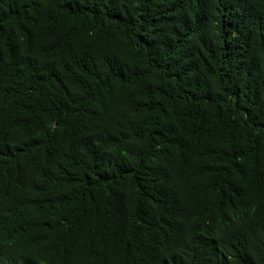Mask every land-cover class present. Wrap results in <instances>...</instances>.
<instances>
[{
	"label": "trees",
	"instance_id": "1",
	"mask_svg": "<svg viewBox=\"0 0 264 264\" xmlns=\"http://www.w3.org/2000/svg\"><path fill=\"white\" fill-rule=\"evenodd\" d=\"M0 264H264V0H0Z\"/></svg>",
	"mask_w": 264,
	"mask_h": 264
}]
</instances>
